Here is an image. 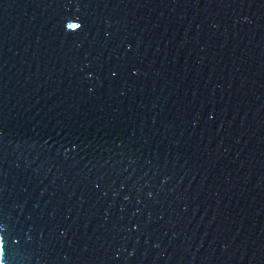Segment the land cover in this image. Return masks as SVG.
Returning <instances> with one entry per match:
<instances>
[{"label": "water", "instance_id": "95a60500", "mask_svg": "<svg viewBox=\"0 0 264 264\" xmlns=\"http://www.w3.org/2000/svg\"><path fill=\"white\" fill-rule=\"evenodd\" d=\"M0 264H264V0H0Z\"/></svg>", "mask_w": 264, "mask_h": 264}, {"label": "snow or ice", "instance_id": "6c2138e0", "mask_svg": "<svg viewBox=\"0 0 264 264\" xmlns=\"http://www.w3.org/2000/svg\"><path fill=\"white\" fill-rule=\"evenodd\" d=\"M70 27L75 30V29H79L81 25L77 23V24L70 25Z\"/></svg>", "mask_w": 264, "mask_h": 264}]
</instances>
